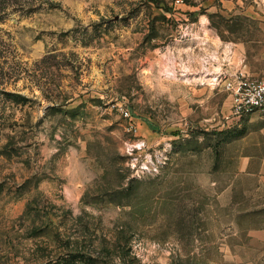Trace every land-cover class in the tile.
I'll list each match as a JSON object with an SVG mask.
<instances>
[{"label":"rangeland","instance_id":"374dc122","mask_svg":"<svg viewBox=\"0 0 264 264\" xmlns=\"http://www.w3.org/2000/svg\"><path fill=\"white\" fill-rule=\"evenodd\" d=\"M239 70L264 0H0V264H264Z\"/></svg>","mask_w":264,"mask_h":264},{"label":"built area","instance_id":"2783aa9c","mask_svg":"<svg viewBox=\"0 0 264 264\" xmlns=\"http://www.w3.org/2000/svg\"><path fill=\"white\" fill-rule=\"evenodd\" d=\"M225 88L232 97V116L240 118L264 111V73L255 76L239 70L226 78ZM125 116L130 117V113L125 112Z\"/></svg>","mask_w":264,"mask_h":264}]
</instances>
